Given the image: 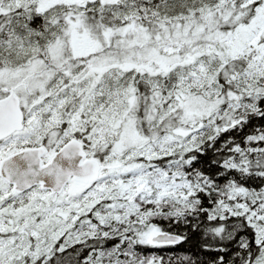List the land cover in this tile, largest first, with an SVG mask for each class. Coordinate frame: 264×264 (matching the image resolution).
<instances>
[{
	"label": "snow or ice",
	"instance_id": "snow-or-ice-1",
	"mask_svg": "<svg viewBox=\"0 0 264 264\" xmlns=\"http://www.w3.org/2000/svg\"><path fill=\"white\" fill-rule=\"evenodd\" d=\"M0 264H264V0H0Z\"/></svg>",
	"mask_w": 264,
	"mask_h": 264
},
{
	"label": "trees",
	"instance_id": "trees-1",
	"mask_svg": "<svg viewBox=\"0 0 264 264\" xmlns=\"http://www.w3.org/2000/svg\"><path fill=\"white\" fill-rule=\"evenodd\" d=\"M189 248L188 244L183 245L181 248L173 249L176 254H183L186 249Z\"/></svg>",
	"mask_w": 264,
	"mask_h": 264
}]
</instances>
